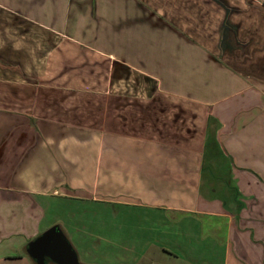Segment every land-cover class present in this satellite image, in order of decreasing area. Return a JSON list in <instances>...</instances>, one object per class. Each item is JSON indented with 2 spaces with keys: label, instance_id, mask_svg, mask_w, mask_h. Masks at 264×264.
Masks as SVG:
<instances>
[{
  "label": "crops",
  "instance_id": "obj_1",
  "mask_svg": "<svg viewBox=\"0 0 264 264\" xmlns=\"http://www.w3.org/2000/svg\"><path fill=\"white\" fill-rule=\"evenodd\" d=\"M94 202L135 256L264 264V0H0V264Z\"/></svg>",
  "mask_w": 264,
  "mask_h": 264
},
{
  "label": "rangeland",
  "instance_id": "obj_2",
  "mask_svg": "<svg viewBox=\"0 0 264 264\" xmlns=\"http://www.w3.org/2000/svg\"><path fill=\"white\" fill-rule=\"evenodd\" d=\"M98 208L100 209L105 208L107 213L113 212L112 214L119 212L117 213V216L114 217V219L111 221L112 224L111 228L106 229L109 226L107 222H106L107 227L105 228L103 227L105 224L103 225L102 223V225H100V230H102L103 231L102 233H104L105 235V236L102 235L101 237H104L106 241L110 239L113 240L114 238L115 242L119 244L114 248H110V246H107V244L105 243L104 245L101 246L103 251H99V249L95 251L94 248L93 250H91L90 247L93 241H97L96 230H97L98 219H96L97 216L96 214ZM121 208L122 206L120 204L114 206L113 204L106 205V204L94 202L89 205V209L87 210L88 219L86 223L90 228L91 235L90 234L83 235L82 238L83 241L85 242V246H81L78 243V235L76 234L77 232L76 231L71 232L74 238L73 241L77 244L76 246L75 245L73 246L75 247L78 253L80 262H82L83 264H129L133 258L135 259V257H139L140 260L138 264H190L188 261L184 259H180V261H178L177 258L163 252L160 247L153 248L151 251L138 253V256L133 255L129 250L130 249V231H129L130 219L128 218V216L126 217V213H125L126 211H123ZM67 221L63 220V222H67ZM139 228H144L145 230V225L142 224L141 226H139ZM94 229L96 230L94 231ZM93 232L95 234H92ZM146 234H147L146 231H143V235ZM152 234L154 235H151L150 233L148 234L149 236L146 238L155 237V232H153ZM189 237L190 236H187V238L185 239L186 240L185 243H187L186 244L187 246H191L190 248L192 249L193 239L189 241L188 240ZM182 239H184V236ZM71 243L73 242L71 241ZM185 256L192 257L193 253H191V255L186 254ZM46 261L47 264H54L50 259H47Z\"/></svg>",
  "mask_w": 264,
  "mask_h": 264
},
{
  "label": "water",
  "instance_id": "obj_3",
  "mask_svg": "<svg viewBox=\"0 0 264 264\" xmlns=\"http://www.w3.org/2000/svg\"><path fill=\"white\" fill-rule=\"evenodd\" d=\"M37 264H81L78 254L59 226H54L33 240L27 250Z\"/></svg>",
  "mask_w": 264,
  "mask_h": 264
},
{
  "label": "flooded vegetation",
  "instance_id": "obj_4",
  "mask_svg": "<svg viewBox=\"0 0 264 264\" xmlns=\"http://www.w3.org/2000/svg\"><path fill=\"white\" fill-rule=\"evenodd\" d=\"M48 259V258H47Z\"/></svg>",
  "mask_w": 264,
  "mask_h": 264
}]
</instances>
